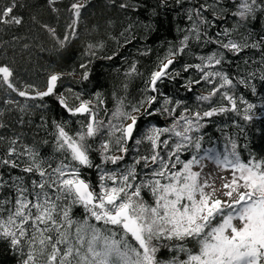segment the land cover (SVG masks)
<instances>
[{
	"label": "snow or ice",
	"instance_id": "6c2138e0",
	"mask_svg": "<svg viewBox=\"0 0 264 264\" xmlns=\"http://www.w3.org/2000/svg\"><path fill=\"white\" fill-rule=\"evenodd\" d=\"M219 2L213 0L209 4L205 0L188 11L192 22L188 34L179 47L170 49L160 61L157 70L151 73L148 87L156 93L157 81L179 75L168 71L174 58L184 54L190 39L199 42L203 36L204 43H215L218 50L199 56L201 63L184 65V71L196 69L201 80L213 86L208 95H201L198 100L211 103L219 93L220 100L227 101L230 107L221 104L203 113H190L184 108L176 116L174 109L167 107L173 101L165 97L164 107L146 111L145 115L166 112L175 117L171 125L152 126L143 137L135 138L137 115L124 112L118 106L112 116L117 122L110 120L104 125L96 119L89 101L80 100L78 106L72 107L60 96L59 103L73 116H87L82 130L75 135L69 134L63 125L55 124L54 152L59 153L60 158L41 156L35 144H24L19 136H0V144H4L0 168L20 173L9 174L7 179L0 173V240L7 241L18 254L19 264H264V159L253 157L243 161L234 142L231 152L226 148L222 158L219 153L201 155L203 137L192 135L204 127L201 121L205 118L229 111L240 115L237 98L224 90L235 87L233 79L223 71L211 70L225 61L224 50L238 55L246 48L260 47V42L249 44L247 40L241 43L231 39L229 29L216 33L215 40L208 38L207 29L215 26L220 18ZM48 3L53 11H58L57 0H48ZM256 5L257 0H242L232 15L242 20L256 19ZM86 6L81 0L69 6L72 20L68 27L73 37L81 10ZM16 7L15 0H10L0 8V23L20 25L22 18L14 14ZM119 7L129 5L121 3ZM258 7L264 14V0ZM210 9L213 19L204 14ZM50 31L54 35V30ZM67 40L65 36L60 41L61 47ZM261 40L264 41V37ZM130 71H136L135 65ZM12 77L13 70L9 66H0V86L31 99L54 95L61 79L59 74H52L46 90L36 91L33 96L27 90L18 89ZM83 79H88L87 72ZM260 79L264 81V72ZM201 80L189 81V85L199 84ZM238 83L249 86L244 79ZM252 91H256L254 86ZM76 99L79 100V95ZM239 99L247 106L243 119L251 120L248 113L255 105L242 96ZM156 101V95L147 96L141 101V107L150 109ZM181 103L177 101L175 107H180ZM132 111L138 113L140 108L133 107ZM3 127L5 125L0 123V128ZM105 128L107 138L101 140L99 148L102 164L118 165L124 161L129 153V141L140 145L147 140L149 154L140 155L138 149H134L137 155L132 163L115 171L105 170L101 164L94 165L90 155L92 145L88 141L94 140ZM193 149L190 158L181 159L183 153ZM113 151L120 155L112 154ZM205 159L231 172L230 178H222L219 189L215 181L202 176ZM138 165L144 170V178L139 180ZM93 167L99 171L96 187L81 175L82 169ZM194 168L200 170L194 171ZM145 193L151 196V203L145 199ZM77 206L86 213L83 219L73 215ZM188 241L194 242L195 249L187 246ZM162 248L173 255L159 259Z\"/></svg>",
	"mask_w": 264,
	"mask_h": 264
},
{
	"label": "trees",
	"instance_id": "16d2710c",
	"mask_svg": "<svg viewBox=\"0 0 264 264\" xmlns=\"http://www.w3.org/2000/svg\"><path fill=\"white\" fill-rule=\"evenodd\" d=\"M73 2L75 0H57L55 7L58 11H53L48 0H15L17 7L14 14L22 18V23H0V66L7 65L13 70L12 80L18 89L27 90L34 96L36 91L46 90L48 78L52 74L61 77L55 94L43 99L20 97L10 90L6 91V86H0V123L5 125L0 128V136H19L22 143L35 144L41 156L53 160L60 158V154L54 152L55 124L63 125L69 134L75 135L87 122L86 115L73 116L69 113L59 103L60 96L65 97L72 107L78 106L80 100L89 101L96 119L104 125L112 120L118 106L124 112L137 115L139 119L135 138L143 137L152 126L171 125L175 117L166 112L145 115L146 111L164 107L165 97L173 101L167 107L169 110L174 109L176 116L184 108L189 109L190 113H203L221 104L230 107L227 101L220 100L219 93L212 98L211 103L198 100L199 96L208 95L213 86L201 80V74L196 69L184 71V65L201 63L199 56L218 50L215 43H204L203 36L199 42L190 39L184 54L174 58L175 62L168 71L179 75L157 81L156 93L148 87L151 73L157 70L160 61L170 49L179 47L188 34L192 23L188 19V11L199 7L205 0H81L87 6L81 10L74 37L68 27L72 20L69 6ZM240 2L242 0H220L217 6L220 18L215 26L207 29V36L212 40L217 39L216 33L229 29L230 38L237 42H260L259 48L249 47L238 55L224 50L223 64L211 69L223 71L233 79L235 87L224 90L237 98L240 115L229 111L205 118L201 121L204 127L192 135L194 138L203 137L201 155L219 153L222 158L226 148L231 152L234 142L240 158L247 162L253 157L256 160L264 159V81L260 79L264 72V41L261 40L264 37V14L258 7L261 0H257L254 6L256 19L249 17L242 20L233 16ZM9 3L10 0H0V8ZM121 3H127L129 7L122 9L119 7ZM207 3H213V0H207ZM211 12L210 9L204 14L213 19ZM50 30H54V35ZM65 36H68V40L61 47L60 41ZM133 65L136 68L134 73L130 71ZM85 72L88 73L86 80L83 79ZM240 79H244L249 86L238 83ZM196 80L201 82L189 85V81ZM29 85L32 87L29 88ZM77 95L79 100L76 99ZM151 95L157 96L156 103L150 109L141 107V101ZM241 96L255 105L248 113L252 116L251 120L243 119L247 106L240 101ZM8 100L13 103H7ZM177 101L182 102L180 107H175ZM133 107L140 108V112L134 113ZM106 138L105 128L94 140L88 141L92 145L90 155L93 164H101L105 170L115 171L130 165L137 155L134 149H138L140 155L149 154L147 140H143L140 145L130 141L129 153L124 161L118 165L102 164L99 148L101 140ZM44 140L48 143L44 144ZM3 151L4 144H0V154ZM194 151L183 153L181 159L190 158ZM112 154L120 155L118 151ZM0 173L4 174L5 179L9 174H20L19 170L8 168H0ZM137 173L138 180L144 178L142 165L137 166ZM81 175L93 187L98 185L97 168L82 169ZM145 199L151 203V196L147 193ZM73 215L83 219L86 213L77 206L73 209ZM187 246L195 249L192 241H188ZM171 255L173 253L162 248L158 258L168 259ZM181 258H184L182 254ZM19 260L20 257L12 251L8 242L0 240V264H19Z\"/></svg>",
	"mask_w": 264,
	"mask_h": 264
},
{
	"label": "rangeland",
	"instance_id": "374dc122",
	"mask_svg": "<svg viewBox=\"0 0 264 264\" xmlns=\"http://www.w3.org/2000/svg\"><path fill=\"white\" fill-rule=\"evenodd\" d=\"M208 155H215L208 153ZM205 167L202 171V176L208 178L210 181H215V186L219 189L222 184V178H230L231 172L218 167L212 160H204ZM199 168H194V171H199Z\"/></svg>",
	"mask_w": 264,
	"mask_h": 264
},
{
	"label": "water",
	"instance_id": "95a60500",
	"mask_svg": "<svg viewBox=\"0 0 264 264\" xmlns=\"http://www.w3.org/2000/svg\"><path fill=\"white\" fill-rule=\"evenodd\" d=\"M130 123V122H129ZM130 142V141H129Z\"/></svg>",
	"mask_w": 264,
	"mask_h": 264
},
{
	"label": "bare ground",
	"instance_id": "6f19581e",
	"mask_svg": "<svg viewBox=\"0 0 264 264\" xmlns=\"http://www.w3.org/2000/svg\"><path fill=\"white\" fill-rule=\"evenodd\" d=\"M2 66V65H1Z\"/></svg>",
	"mask_w": 264,
	"mask_h": 264
}]
</instances>
